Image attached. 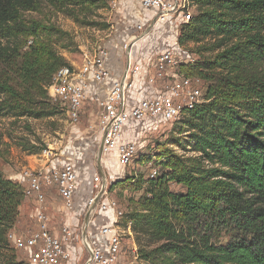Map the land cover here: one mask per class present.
<instances>
[{"label": "trees", "instance_id": "1", "mask_svg": "<svg viewBox=\"0 0 264 264\" xmlns=\"http://www.w3.org/2000/svg\"><path fill=\"white\" fill-rule=\"evenodd\" d=\"M43 1L71 18L99 2ZM192 2L196 12L178 44L211 43L198 53L212 57L181 66L206 86L204 102L182 115L172 139L190 155L163 152V170L146 181L140 210L127 212L123 224L133 225L140 264H264V0ZM41 4L0 0V119L58 113L48 88L70 64L56 45L72 39L55 25L24 19ZM24 200V188L0 171L2 264H22L8 234Z\"/></svg>", "mask_w": 264, "mask_h": 264}, {"label": "built area", "instance_id": "2", "mask_svg": "<svg viewBox=\"0 0 264 264\" xmlns=\"http://www.w3.org/2000/svg\"><path fill=\"white\" fill-rule=\"evenodd\" d=\"M140 3L143 9L155 12L156 18L151 24L153 28L159 23L170 22L181 27L189 23L196 12L192 0H140ZM148 36V29L143 25L137 26L132 36L133 43L127 46V66L123 77L113 83L106 97L98 103L102 156L104 158L115 153L123 167L129 166L138 152L136 143L124 138L128 125L148 121L177 122L186 111L204 102V82L199 78H190L181 71V66L191 65L196 61L181 47L169 48L150 61L135 63L132 49ZM108 77L109 71L101 56L87 61L80 68H61L54 75L48 93L54 102L65 108L69 120L79 123L90 98L92 82L103 84ZM138 80L149 86H157L160 90L152 97L132 101L131 93ZM40 155L50 162L39 169L25 168L16 179L24 188L25 199L33 201L34 226L21 234L15 230L9 232L8 239L14 249L27 255L28 264H78L84 254L86 257L83 264H131L130 260L124 259L122 234L126 230L132 232L133 225L131 222L123 224L127 211H122L116 201L106 197L107 176L105 175V182L100 175L93 178L96 191L93 190L87 206L90 210L101 194L91 215L111 211L114 222L103 227L97 236L93 235L95 239L91 235L93 231L91 232V228L88 230L87 225L79 240L76 229L68 224L63 225L60 230L52 227L53 216L46 193L47 189L54 188L63 202V208L72 212L78 189L77 170L71 164L62 168L52 165L50 158L53 152L49 149H45ZM156 174L154 171L152 178ZM102 238L108 239L106 248L100 243ZM77 241L84 253L81 254V259L76 248Z\"/></svg>", "mask_w": 264, "mask_h": 264}, {"label": "rangeland", "instance_id": "3", "mask_svg": "<svg viewBox=\"0 0 264 264\" xmlns=\"http://www.w3.org/2000/svg\"><path fill=\"white\" fill-rule=\"evenodd\" d=\"M96 6H90L87 10L82 11L76 9L78 17L71 18L66 14L58 12L53 7L41 0V6L37 12H26L23 14L24 19L28 22L35 21L43 24L55 25L61 30L70 34L72 43L61 42L56 45L58 52L67 60L70 66L80 68L89 60L104 57L106 64L107 58H112L110 63L111 71L123 72L127 64V46L132 44V36L134 30L139 25H143L149 31V38L139 42L135 49L140 52L138 56L152 57L155 59L164 48L167 42L163 43L161 37L168 38L172 32L165 34L164 28H153L151 24L155 21L153 15L150 24H145V19L149 17V12H145L140 0H98ZM83 9V8H82ZM211 43L203 45H191L187 51L195 60L201 57L210 58L212 53H198L199 47L208 49ZM66 47V48H65ZM137 53V50H136ZM142 57V56H141ZM142 57V59H144ZM95 88L102 87V83H95ZM206 86L204 85L203 90ZM108 94V93H107ZM106 97V96H105ZM105 97L95 101L92 97L88 98L85 110L81 116L79 123H73L68 119L65 108L58 102V113L53 118L33 119L30 117L13 118L6 116L0 119V171L8 179L9 175L21 173L29 163L27 157L37 156V160H46L41 157L42 151L49 149L53 152L50 160L59 159H75L81 164L78 171V186L80 190L76 192V198L83 204H87L92 191L96 188L91 185L93 176H97L100 168L98 163L100 158V133L98 127V118L100 110L98 103ZM54 102V101H53ZM177 122H151L140 123L135 129V133L126 137L127 140L134 141L138 147V152L132 163L123 167L119 163L116 154L107 155L111 165L110 171L113 175L112 179H108V197L110 200L116 201L122 211L128 213L140 210L139 201L143 196V188L146 181L151 178L154 171L158 177L163 170L164 162L163 152L166 149H174L179 155H190L172 145L173 137H178ZM30 150H35L37 154H30ZM103 158V156H102ZM80 160V161H77ZM93 164V166H92ZM91 165V168H87ZM62 168V167H61ZM12 170V173L5 171ZM92 177V178H93ZM139 179H143L144 183L141 188L136 190ZM79 189V188H78ZM92 190V191H91ZM173 191L182 190L181 186L172 185ZM50 213L53 216L52 227L60 230L63 225L70 226L77 224L76 236L81 240V233L86 230V218L88 214V206L84 207L81 214L74 217L73 211H67L63 208V202L54 188L46 190ZM25 201V200H24ZM34 205V204H32ZM34 207V206H33ZM126 212V213H127ZM98 214H92L88 223V230L94 225ZM74 217V221H72ZM34 223L28 220L26 224H21L17 232L20 234L25 232ZM80 245L79 241L76 242ZM122 244L124 245V259L130 260L131 264H140L135 257V251L138 250L136 242V233L126 230L122 234ZM15 251L18 262L27 263V255L22 251ZM134 253V254H133ZM86 255L78 264H83ZM3 260L0 259V264Z\"/></svg>", "mask_w": 264, "mask_h": 264}, {"label": "crops", "instance_id": "4", "mask_svg": "<svg viewBox=\"0 0 264 264\" xmlns=\"http://www.w3.org/2000/svg\"><path fill=\"white\" fill-rule=\"evenodd\" d=\"M141 5V3H140ZM143 9V8H142ZM145 12H149V17L146 18L145 20V24H148L150 23V20H152L153 18V15L155 16V12L153 11H148L146 9H143ZM164 28V32L165 34H168L170 32H172V34L168 37V38H163V36L161 37V40L162 42L166 44L167 42V47L164 48L162 50L165 51L169 48H176V47H180L179 44H178V37H179V33H180V29L181 27H178V25H176L175 23L173 22H170V23H159L155 28ZM136 29L134 30V33H135ZM133 33V34H134ZM149 38V37H148ZM147 38V40H148ZM146 40V39H145ZM136 47H133L132 51H133V56H134V61L135 63H139V62H142V61H150L151 59H153L152 57H143L144 54H142L141 56L144 58L142 59V57L139 55L138 56V53L140 52L138 49H135ZM136 50H137V53H136ZM161 52V53H162ZM110 63H112V58H107L106 60V67H107V70L109 71V77L107 79V81L105 83H103V86L102 87H105L104 89L103 88H99L98 87L96 89L95 88V82H92V85H91V89L89 91V94L90 96L94 97L93 99L95 101H97V99L99 98H102V97H105L107 95V93L110 91L113 83L117 80H120L123 75H124V70L127 66H125L123 72H118L115 70V72L111 71L110 69ZM160 88L159 87H153V86H149L147 83H145L144 81L142 80H138L136 82V87L135 89L133 90V92L131 93V97L130 99L132 101H138L139 99H142V98H149V97H152L156 94V91H159ZM139 124H130L128 125L126 128H125V131H124V138L126 141H131V140H127L128 137H130V134H132L133 132L135 133V129L138 127ZM127 137V139H126ZM100 145H101V139H100ZM115 154V153H114ZM28 160H29V163H28V166L26 168H32V169H39L41 167H45L47 165V161L46 160H37V156H31V157H27ZM77 161H80V160H77ZM81 162V161H80ZM80 162H76L75 159H57V160H52V165L54 166H57V167H63V166H66L68 164H71L73 166H75L76 170H77V174H78V171L79 169L81 168V164H84V163H80ZM88 169L91 168V165H87ZM93 166V164H92ZM98 167L100 168L99 170V173L98 175L102 176L103 175H106L107 178L109 179H112L113 178V175L111 174V171H110V168H111V165L109 164V161H108V158H103V160L101 162L98 163ZM5 173H12L13 171L11 170H4ZM20 174V173H19ZM19 174H13V175H9L8 176V179L12 180V181H17L16 179L18 178ZM93 177V176H92ZM90 178V180L92 179V184L93 185V178ZM79 189H77V192L78 190H80V186H78ZM92 191V190H91ZM93 193V191L91 192ZM77 194V193H76ZM33 204V201L30 200V199H25V201L23 202L22 206L20 207V215H19V218H18V221L14 227L13 230L17 231V229L20 228V225L21 224H26V222H28V220L32 223L33 222V211H34V205ZM87 206V204H83V203H80L78 201V198L75 197V207L73 209V213H74V217L76 218L77 214H81L82 213V210L84 207ZM74 217H72V221H74ZM53 219V217H52ZM76 220V219H75ZM114 222V214L113 212L109 211V212H103V213H99L96 220H95V223L94 225L91 227V232H92V237L93 235L97 236L99 234V231L105 227V226H110L112 225ZM70 225V224H69ZM77 224L75 225H71V227L74 228V226H76ZM28 230V229H27ZM26 230V231H27ZM25 231V232H26ZM94 238V237H93ZM95 239V238H94ZM98 240V239H97ZM108 242V239L107 238H102L100 243L104 244L105 245V248L107 247L106 243ZM76 248L78 249V253H79V257L81 259V254H84L83 253V250L80 248V245H77L76 244ZM85 255V254H84Z\"/></svg>", "mask_w": 264, "mask_h": 264}, {"label": "water", "instance_id": "5", "mask_svg": "<svg viewBox=\"0 0 264 264\" xmlns=\"http://www.w3.org/2000/svg\"><path fill=\"white\" fill-rule=\"evenodd\" d=\"M99 158H100V160L99 161H101L102 160V149L100 150V156H99ZM103 179H104V182H105V175H103ZM100 196H101V194L97 197V199H96V204L98 203V201H99V199H100ZM96 204L89 210V212H88V214H87V218H86V225H88V223H89V219H90V216H91V212L93 211V209H95V207H96Z\"/></svg>", "mask_w": 264, "mask_h": 264}]
</instances>
